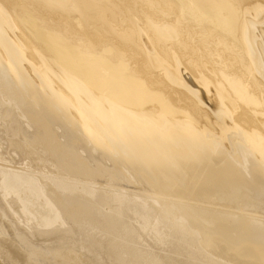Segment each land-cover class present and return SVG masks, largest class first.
I'll return each mask as SVG.
<instances>
[{
    "label": "bare ground",
    "instance_id": "obj_1",
    "mask_svg": "<svg viewBox=\"0 0 264 264\" xmlns=\"http://www.w3.org/2000/svg\"><path fill=\"white\" fill-rule=\"evenodd\" d=\"M0 136L3 264H264V0H0Z\"/></svg>",
    "mask_w": 264,
    "mask_h": 264
},
{
    "label": "rangeland",
    "instance_id": "obj_2",
    "mask_svg": "<svg viewBox=\"0 0 264 264\" xmlns=\"http://www.w3.org/2000/svg\"><path fill=\"white\" fill-rule=\"evenodd\" d=\"M3 137H4V136H3ZM3 137L0 136V146H1V147H0V149H1V150H0V153H5V152H4V151H5L4 149H5V148H6V149L8 148V147H6L7 145L5 144L8 140L5 142V141L3 140ZM5 137H6V136H5ZM5 137H4V139H5ZM5 140H6V139H5ZM3 141H4V143H3ZM7 143H8V142H7ZM5 145H6V146H5ZM10 150H13V149L11 148ZM14 150H15V149H14ZM8 151H9V148H8ZM8 151L6 152L7 154L5 153V154H6L5 156H10V155H9L10 153H8ZM11 152H15V151H11ZM17 152H18V154H20V152L16 150V153H17ZM12 155H13V153H12ZM16 155H17V154H16ZM16 155H15V157H16ZM20 155H21V154H20ZM10 157L13 158V156H10ZM10 157H9V158H10ZM21 157H22V155H21ZM16 158H17V157H16ZM18 158H19V155H18ZM25 158H26V157H25ZM14 159H15V158H14ZM14 159H13V161H14ZM21 159H24V156H23ZM15 160H16V159H15ZM18 160H19V159H18ZM20 161H21V160H20ZM25 161H26V160H25ZM14 163H22V162H18V161L15 162V161H14ZM24 163H25V162L23 161V165H21V166H23L22 168L25 167V166H24ZM32 163H33V162H32ZM12 164H13V163H12ZM34 164H35V163H34ZM0 165H1V164H0ZM31 165H33V164H31ZM19 166H20V165H19ZM33 166H34V167L38 166V163H37L36 166H35V165H33ZM17 167H18V166H17ZM29 169H31V167H30ZM31 170H32V169H31ZM102 257H104V254H103ZM0 264H3V263H1V261H0Z\"/></svg>",
    "mask_w": 264,
    "mask_h": 264
}]
</instances>
